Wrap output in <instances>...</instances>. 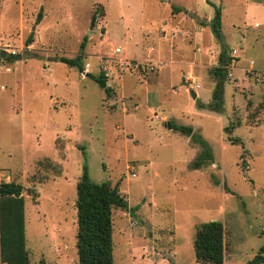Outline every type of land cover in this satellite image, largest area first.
<instances>
[{"label": "rangeland", "instance_id": "374dc122", "mask_svg": "<svg viewBox=\"0 0 264 264\" xmlns=\"http://www.w3.org/2000/svg\"><path fill=\"white\" fill-rule=\"evenodd\" d=\"M206 1L230 57L222 113L198 108L221 50L200 26ZM84 39L83 72L57 61ZM0 50L34 54L0 60V182L24 188L29 264H78L84 165L137 208L112 211L114 264H198L195 229L209 221L223 226V264L264 244V0H0ZM170 124L201 135L212 163L191 170L201 148Z\"/></svg>", "mask_w": 264, "mask_h": 264}, {"label": "trees", "instance_id": "16d2710c", "mask_svg": "<svg viewBox=\"0 0 264 264\" xmlns=\"http://www.w3.org/2000/svg\"><path fill=\"white\" fill-rule=\"evenodd\" d=\"M214 8L213 17L209 22H200L201 27H209L213 38L220 46L218 66L210 70L215 79L211 103L199 104V109H206L215 113L223 112V86L227 76L226 49L221 35V9L206 1ZM174 12L180 8L172 6ZM41 19V9L37 14L36 22ZM33 42V33H30L25 45ZM86 40L79 46V55L69 58H59L57 61L83 72L81 61ZM105 95L110 96V89L106 87V79L101 74L93 78ZM170 128L186 136L194 144L200 146L201 151L191 162L190 169L198 170L213 161V154L203 137L193 131L190 126L170 124ZM228 132V128L225 129ZM55 173L59 175L57 166ZM24 188L21 184L0 182V262L1 264H29L26 250L25 236V200ZM35 194L33 202H35ZM76 220L77 233L76 253L78 264H114L113 258V221L112 211H127L131 215L137 210L129 208L125 198L120 194L118 186L112 187L109 182L95 183L91 181L86 165L82 168L81 176L76 183ZM195 262L198 264H223L224 260V231L218 221H209L198 225L193 240ZM246 264H264V244L258 249L252 259Z\"/></svg>", "mask_w": 264, "mask_h": 264}, {"label": "water", "instance_id": "95a60500", "mask_svg": "<svg viewBox=\"0 0 264 264\" xmlns=\"http://www.w3.org/2000/svg\"><path fill=\"white\" fill-rule=\"evenodd\" d=\"M94 26V23L91 22L90 24V30L88 34L91 33V30ZM34 54H15V53H7L5 50H0V60H7V61H13V60H27L30 58H33ZM192 97L195 98V94L192 93Z\"/></svg>", "mask_w": 264, "mask_h": 264}, {"label": "crops", "instance_id": "0c3cea01", "mask_svg": "<svg viewBox=\"0 0 264 264\" xmlns=\"http://www.w3.org/2000/svg\"><path fill=\"white\" fill-rule=\"evenodd\" d=\"M255 26H257V24H255ZM202 28H203V27H202ZM232 52H234V54L237 55V52H236L235 50H233ZM231 57H232V56H231ZM236 57H239V56L237 55ZM229 58H230V57H229ZM239 59H240V58L237 59V63L239 62V61H238ZM255 71H256V70H255Z\"/></svg>", "mask_w": 264, "mask_h": 264}, {"label": "built area", "instance_id": "2783aa9c", "mask_svg": "<svg viewBox=\"0 0 264 264\" xmlns=\"http://www.w3.org/2000/svg\"><path fill=\"white\" fill-rule=\"evenodd\" d=\"M116 52H119V51H118V50H116ZM250 70H252V68H250ZM131 171H133V170H131ZM133 174H134V173H132V176H134Z\"/></svg>", "mask_w": 264, "mask_h": 264}]
</instances>
